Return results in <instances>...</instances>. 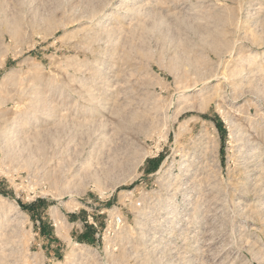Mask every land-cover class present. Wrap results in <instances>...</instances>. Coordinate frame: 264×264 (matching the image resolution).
Returning <instances> with one entry per match:
<instances>
[{"label": "rangeland", "instance_id": "374dc122", "mask_svg": "<svg viewBox=\"0 0 264 264\" xmlns=\"http://www.w3.org/2000/svg\"><path fill=\"white\" fill-rule=\"evenodd\" d=\"M0 264H264V0H0Z\"/></svg>", "mask_w": 264, "mask_h": 264}, {"label": "built area", "instance_id": "2783aa9c", "mask_svg": "<svg viewBox=\"0 0 264 264\" xmlns=\"http://www.w3.org/2000/svg\"><path fill=\"white\" fill-rule=\"evenodd\" d=\"M112 222L116 225H120L123 223V217L121 215H116Z\"/></svg>", "mask_w": 264, "mask_h": 264}, {"label": "bare ground", "instance_id": "6f19581e", "mask_svg": "<svg viewBox=\"0 0 264 264\" xmlns=\"http://www.w3.org/2000/svg\"><path fill=\"white\" fill-rule=\"evenodd\" d=\"M91 96H92V95H91ZM94 98H95V97H94ZM88 119H89V118H88ZM85 120H86V119H85ZM84 123H86V122H84ZM84 123H83V124H84ZM75 124H76V123H75Z\"/></svg>", "mask_w": 264, "mask_h": 264}]
</instances>
